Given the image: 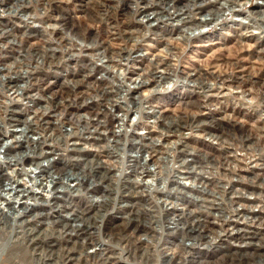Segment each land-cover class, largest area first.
Segmentation results:
<instances>
[{"label": "built area", "instance_id": "built-area-1", "mask_svg": "<svg viewBox=\"0 0 264 264\" xmlns=\"http://www.w3.org/2000/svg\"><path fill=\"white\" fill-rule=\"evenodd\" d=\"M92 1L81 0L77 3L72 0H57L58 11L52 10L49 13L51 17L48 16L42 21L29 18L28 21H25L26 24L22 20L8 23L6 17L9 15H7L3 28L12 29L15 36L0 40V66L13 64L14 59L18 58L19 54H22L31 44H43L40 36L43 29H49L53 25H58L60 28L64 25V22L65 24H74L83 33L96 32L99 38L110 36L112 38L110 42L115 45L113 47L127 45L131 48L134 56L127 66L125 63L109 60L107 57L100 59L98 56L88 55L92 52L86 51H82L76 60H64L51 67L46 65V67H42L40 58L34 56L30 57H34L32 60L25 58L30 60L31 63H39L37 65L49 72L47 76L30 80V83L33 84L30 90L37 92L32 101L22 99L14 89H2L0 85L2 90L0 104L12 102L14 105L10 106V109L19 119H27L29 122L35 123L41 121L40 113L43 110L40 105L44 104L42 97L52 90L67 89L68 86L65 84L70 80H77L78 82L85 80L88 82L75 91L77 95L84 93L87 99L84 102L74 99L70 101L69 105H67L68 103L62 105V108L68 109L72 116L74 114L88 115L87 120H94L96 124H76L78 132H75L71 129L67 119L63 120L58 112H56V116L47 117L46 119L52 121L58 122L61 120L60 122H63L62 130L64 128L66 132H73V134L70 137L63 138L59 131H54L57 133V139L47 138L51 152L48 153V159L44 164L49 175L54 176L74 173L82 177L87 169L89 170L93 166H97L96 171L89 175V180L86 182L78 179V183L76 181H66L64 183L56 177L55 185L52 183L53 186L57 185L56 188L52 189L55 196L53 200L66 201L69 197H73L72 208L75 207L76 212L81 210L82 207L92 208L90 203H95L94 201L105 206L100 211L104 216L98 222V230L95 231L96 235L94 237L97 238L98 245L94 249L102 251L105 255L111 254L113 264H164L161 260L162 251H164L162 249L163 242L170 248H174L178 242L192 248V244L189 245L192 242L191 239L184 238L183 240L180 233L173 232V230H177L175 228L181 226L182 220L190 211L197 213L199 209L209 212L202 211L206 216L207 225L214 231L223 234L224 237L221 241L216 242L214 246L203 242L196 243L193 248L197 251L193 253L192 250L190 251L192 253L191 259L201 257L202 261H212L222 254L235 251L239 248L238 245L241 244L240 238L225 234L230 233V228L236 230L237 226H240L238 233L245 236L247 228L251 224H259L264 221V211L262 210L264 209V202L258 199L234 197V206L252 207L254 208L253 212H260V214L253 216V214H250L251 211L242 209L246 218L241 217L239 218L240 221H231L236 223V226L233 227L227 224L224 227L225 231L216 218L222 215L231 218L235 216L230 215L227 210L205 209L204 205L208 203L205 199L215 198L209 194L210 190L216 191V196H221L222 193L220 189L216 188L215 184L227 182H230L229 185H231L228 191L224 193L227 200L232 199L231 194L235 190L245 191L246 194L252 193L251 197L259 195L261 188L257 185H249L245 181L264 186V121L260 119L261 116L259 120L262 125L257 128V133H252L256 142L254 147L258 148L257 152L263 154L261 159H255L254 156L250 161L243 160L238 155V158L243 161H237L228 157L235 170L220 169L212 174L209 172L204 174L192 173V176L196 178L195 183H192L191 179L182 178H177L180 182L170 180V182L161 183L157 182L150 173V169L153 170L155 167L145 163L144 159L148 157L149 150L147 149L151 141L150 137L155 141V137L159 136L161 120L168 121L170 117L157 120L154 116H150L148 111H162L167 116L172 113L182 115L193 112L197 113L195 120L198 124L204 122L214 124V122L219 121L222 126H226L227 121L235 119L232 118L233 114L246 115L244 109L262 112L259 110L258 103L262 99L258 96L257 87L255 85L246 87L243 83L239 84V81L237 83L240 78H236L234 81L225 78L224 80H218V83L209 84L208 88H201L200 85L189 81L186 77L188 73H193L196 70L204 74L218 70L233 74L239 72L243 75L244 72L241 73V69L230 71L222 69L219 64L215 66L208 63L202 66L196 61L198 60V47L212 46L228 39H233L235 42L250 41L252 51L256 55L255 58L260 59L264 51V14H262V11H264L262 1L264 2V0H240L237 3L227 0H172L169 3H161L159 0H146L148 3L145 5L144 11L132 18V29L134 30L132 45H130V41L126 42L115 35L109 34L104 23L96 19L99 16L96 18L91 17L92 13L96 15V12L92 9ZM118 1H121V6H123V3L126 4V11L133 10L136 5L135 0ZM243 2L248 3L243 4ZM34 3L31 7L35 5ZM70 4L77 6L78 10L83 12L85 17L89 19L91 23L89 28H82L70 20L72 17L69 15L67 8ZM38 11L41 12L42 9H39L36 5L35 11H32L30 7L26 9L28 13ZM61 14L64 15L63 19H57ZM117 17L119 18L120 14ZM205 20L209 21L208 25H203ZM24 30L28 31L30 35H23ZM184 36H191V38L186 40ZM55 45L57 43L53 44V46ZM1 55L5 57H1ZM155 62H158L159 65L169 66L174 71L170 70L171 81L168 84H161L157 79H152L149 84L138 90V94L130 98L134 101L143 96L145 102L142 107L143 111L137 110L139 108H135L130 103L128 98L130 95L119 91L122 93V97H119L111 91L112 88L114 91L119 90V84L132 86L134 81L139 80L144 71L157 67L154 65ZM90 65L95 66L91 71L89 70ZM164 65L160 66L159 70ZM2 73L4 74L6 71L1 70L0 75ZM124 75L125 77H123ZM209 78L206 80L212 81V78ZM255 79H258V76ZM184 82H190V85H185ZM19 83L20 86L26 85L25 81ZM228 83L233 86L227 87L226 84ZM46 84L49 85L48 89L44 88ZM221 84H223L221 89H217V86H221ZM102 88L110 90L109 97L101 94L99 90ZM223 93L228 95L222 96ZM203 94H207V96L205 104L201 107L182 103L187 98L190 100H203ZM233 100H236L238 105L231 107L230 104L235 103ZM119 104H121V107H119ZM228 109H233V114L227 113L226 110ZM238 110L242 112H238ZM4 111L5 107L0 105V121L5 117ZM203 112H208V114ZM94 114L96 115L94 116ZM118 116L119 120L116 121ZM55 117L56 119H54ZM215 118L217 119L214 120ZM236 121L238 122V120ZM42 125L46 127L48 124L42 123ZM85 126L86 129L83 128ZM20 128L21 124L9 127L12 132H18ZM224 129V127L210 126L208 131L220 135L219 133ZM43 133L41 129H37L36 134H31L32 140L41 138ZM7 138L10 139L11 137ZM169 139L176 140V137H170ZM166 141L164 139L162 142L165 143ZM219 141V138L211 137L204 131L192 129L188 132L183 144L189 145V149L194 148V153H185L182 156L194 155V159L189 161L188 167L195 166L196 170L206 169L204 165L210 159H213L214 156L222 157L223 153L220 150ZM10 144L12 146L10 152L19 149L14 147L16 142L11 141ZM183 146L179 145V147ZM156 147L157 149H163V152L166 149L159 142H157ZM168 154H171L170 151ZM158 155L163 156L164 154L159 152ZM0 162H2L1 156ZM179 163L180 160L171 161L168 166L179 168ZM236 166H239V169ZM178 170V173H181L180 169ZM248 173L252 175L248 176ZM223 174L233 179L230 181L222 179ZM20 183L29 184V178L20 179ZM76 183L82 185V187L79 189L72 188ZM50 186L42 184L40 191H37V196L46 198L49 188L52 187ZM43 188L45 189L43 190ZM46 189H49L48 193ZM261 193L264 195V192ZM262 198L264 199V197ZM170 203H174L176 206L172 208ZM39 207L42 208L43 205ZM171 208L176 211L175 215H173ZM95 209H90L89 213H95ZM69 211L70 209H61L60 217L65 219V214L68 215ZM159 215H163L165 218L175 217L177 225L170 223L167 230L164 231ZM36 224L41 228L46 227L44 222H36ZM118 224H123L122 230H115L113 234L110 233L109 229ZM263 228L259 229L260 232L263 231ZM260 236V234H256V239L258 240ZM58 244H64V241L58 242ZM257 247L256 251L259 254L264 252V248L260 244ZM85 250L90 252V248H85ZM144 250L149 256L148 262L145 261V258H142ZM190 264H197V262L193 261Z\"/></svg>", "mask_w": 264, "mask_h": 264}, {"label": "bare ground", "instance_id": "bare-ground-1", "mask_svg": "<svg viewBox=\"0 0 264 264\" xmlns=\"http://www.w3.org/2000/svg\"><path fill=\"white\" fill-rule=\"evenodd\" d=\"M1 1L2 3L4 2V0ZM112 1L117 4H120L121 2L118 0ZM159 1L161 3H169V1L172 0ZM227 1L237 3L240 0ZM147 3L148 2L146 0H135V8L129 11L130 17L134 18L136 14L142 13ZM247 3L248 2H243V4ZM262 3L264 4L263 1ZM16 10H18V7L16 8ZM24 12L25 11L19 12L18 10L15 12L16 14H14V16H17L19 18H23L24 16L31 17V14H26ZM262 14H264V11H262ZM39 17L41 16L37 14L32 15V18L34 19H40ZM129 19L126 24H119L114 21L111 23H107V32L111 35L117 36V38H121L123 41H130V45H132V41L134 40L132 34L134 33V30L132 29V19ZM208 23L209 21L205 20L203 22V25H208ZM195 26L197 28V24ZM76 27H72L71 24H65L64 22V25L60 28L58 25H53L50 26L51 29H43V32L40 34L43 44H31V46L25 49L22 54H19L18 58L14 59L15 61L13 62V64L0 66V71H6V73H2L0 75V85L2 89H14V91L18 92L22 99L32 101L37 92H33L30 90L31 85H33L32 83H30V80H37L40 77L47 76V74L49 73L48 70H45L42 67H51L63 62L64 60H76L81 55L82 51L92 52V54L88 55H95L100 59H102L103 57H107V59L109 60H114L119 63H125L126 66L134 58L131 52V48L127 45L118 46L116 44L117 46L113 47L115 45L110 42V40L112 39L110 38V36L102 39L98 38L96 35H92V37L85 36L84 34L80 33V30ZM63 31L65 33H63ZM23 32L24 34H29V32L26 30H24ZM4 34L9 35V33L6 32ZM190 38L191 36H184V39L186 40ZM54 43H57V45L53 46ZM31 56L40 58V64L42 67L40 65H37L39 63H31L30 60L34 58H30ZM1 57L5 56L1 55ZM25 58H30V60H26ZM162 65L164 64L159 65V63L157 62V67L149 68L147 69V71H144V75L140 77L138 81H134V84L132 86L127 84H119V90L114 91L112 88L111 91L113 93L115 92L119 97H122V93H120L119 91H123L126 95H130V97H128L130 103L134 105L135 108L138 107L139 109L137 110L143 111L142 107L145 103L143 96L138 97V99L134 101L130 98H133L135 94H138V90L141 87L149 84L152 79H157V81L161 84H168L171 81L170 70L174 71V69H171L169 66L164 65L163 68L159 70V67ZM94 68V65H90L89 70L91 71ZM158 72L160 73L158 74ZM214 72L215 71L207 72V75L212 78V81H203L204 79H207L209 77L204 75V78L202 76V72H199V70H196L193 73H188L186 78L189 81H193L196 84L200 85L201 88H208L209 84L218 83V80H224L223 77L218 75L219 73L217 74ZM123 77H125V75ZM20 81H25L26 85L20 86ZM85 83L87 84L88 82H86L85 80H81V82H78L77 80H70V82H67L65 84L68 86L67 89L63 90L61 88L55 91L52 90L47 95L42 97L44 104L40 105L43 110L40 113L41 121H36L35 123H31L27 119H19L17 115L12 112V109H10V106L14 105L12 104V102L7 104H0L5 107V117L0 121V156L2 157V162H0V222L8 223L13 236L16 235L15 239L19 238V235L16 233L18 232L16 228H24V231H26L27 235L30 236V240L33 239L34 236L42 233L40 232L35 235V233L38 231L36 222L46 223V227L48 230L47 232H44L45 235L40 242V248L55 244L54 240L58 242L66 241L69 246L63 247V249H67L66 253L63 256V260L65 261L63 262V264H68L74 260H76V264L82 262H84V264H113V256L111 254L105 255L102 251L94 249L98 245V240L96 237H94V235H96L95 231L98 230V222L104 216V214L100 211L101 208H105V206L97 201H94L95 203H90V207L92 208L88 209L82 207L81 210L76 212L77 209L75 207L72 208V202L74 201L73 197H69L66 201L53 200L55 199V196L53 195L52 189L57 187V185L53 186L57 181L55 179L56 177H58L64 183H66V181H76L78 183V179H81L82 182H86L87 180H89V175L93 174L96 171L97 166H93L89 170L87 169V172L82 175V177H80L79 174H60L59 171V176L49 175L44 164V162L48 159V153L51 152V148L48 146L47 138L52 140L57 139V133L54 131H59V134L63 138L70 137L73 134V132H66L64 128L62 130L63 122H60L61 120L58 122L52 121L46 119L47 117L56 116V112H58L62 116L63 120L67 119V122L71 126V129L75 132H78L76 129V124H96V121L94 120H87V118L89 117L88 115L74 114L72 116V113L68 111V109L62 108V105L66 103H68L67 105H69L70 101H73L74 99H79L80 102H84L87 99L84 93H79L78 95H80V97H78L77 93L75 92L77 88L82 87V85ZM189 83L190 82H184L185 85H190ZM222 86L223 84H221V86L218 85L217 89H221ZM44 88L48 89L49 85L46 84V87ZM99 91L105 97L110 96V90L102 88ZM0 94H2L1 89ZM203 95L204 99L200 101V107L205 104V98L207 94ZM221 95L226 96L228 94L223 93ZM186 100H188V98ZM120 105L121 104H119V107H121ZM196 105L198 106L199 104ZM148 113H150V116H154L155 118H157V120L170 117L168 121L161 120L159 136L155 137V141L152 137H150L151 141L148 144L149 146L147 149L149 150L148 157H145L144 159L145 163H149V165L155 167L156 170H151L150 168L149 169L151 175L157 182L167 183L170 182V180L178 182L179 180H177V178H182L187 180L191 179V182L195 183L196 178L192 176V173L204 174L205 172H209L210 174H212L213 172H218V170L220 169L235 170L234 166L232 168V164L228 157H231V159H237L238 155L242 156L243 153H238L236 150L231 151L230 144L225 143L228 138H222L221 135L210 133V131H208V128L210 126H213V124H206L207 122L198 124L195 120L196 117L187 119L183 115H176L175 113H172L169 116H167V114L162 111L159 112L149 110ZM205 113L208 114V112H204V114ZM95 115L96 114H94V116ZM54 119H56V117ZM216 119L217 118H215V120ZM117 120H119V116L116 118V121ZM42 123H46L48 125L44 127ZM17 124H21V128L18 132H12L9 127L17 126ZM215 124L218 125V123ZM83 128L86 129V126ZM37 129H41L44 133L41 135V138L32 140L33 138H31V134H36ZM192 129L196 131H204L207 135L220 139V150L223 155L222 157L214 156L213 159H210L204 165L206 169L196 170L195 166H192L191 168L188 167L189 161H192L194 159V155L182 157L185 153H194V148L189 149V145L183 144L185 142V137ZM7 137L11 138L8 139ZM170 137H176V140H170ZM164 139L167 140L165 142L166 144L162 142ZM9 141L16 142V145H14V147H18L19 149L14 152H10L12 146ZM157 142L166 147L164 152H166L167 154L163 152V149H157ZM179 145L184 146L179 147ZM169 151L171 154H168ZM159 152L163 153L164 155H158ZM216 159H219V161H214ZM176 160H180L179 168L168 166L169 162ZM236 167L237 169H239L238 166ZM178 169H180L181 173H178ZM25 177L29 178V184L20 183V179H25ZM224 177H226L225 174H223V177L221 178L226 179L227 181L233 179L228 175L226 178ZM77 183L76 185L72 186V188L75 189L76 187V189H79L82 187V185H77ZM181 183L186 184L185 182ZM229 183L230 182L224 184L216 183L215 186L216 188L220 189L222 195L216 196V191L210 190L209 194L213 195L215 198L205 199V201H207L208 203L204 205L205 209L207 210H227L230 215L235 216L231 218L230 216L222 215L221 217L216 218V220L220 222L219 224L223 229L227 224L235 227L236 223H232L231 221H240L239 218L241 217L246 218L242 209L251 211L250 214H253V216L260 214V212H253L254 208L252 207L243 205L234 206V197L258 199L260 201H263L261 193L262 191H260L259 195L251 197L250 195L252 193L246 194L245 191L241 190H235V192H232V199L227 200L224 196V193L228 191V188H230L231 185H229ZM42 184L44 186H52H50V190L46 189L47 193L49 190L46 198L37 196V191H40V189L42 188ZM249 185H257L258 187L262 186H259L255 183ZM44 189L45 188H43V190ZM157 189L158 188L156 187V190ZM40 205H43V207L40 208ZM170 205L172 208L176 206V204L174 203H170ZM93 208H96L94 210L95 213L90 214L89 210ZM61 209H70L68 215L65 214V219H62L60 217ZM262 210L264 211V209ZM202 211H205V213H209L206 210L202 209H199V212L197 213L190 211V213L187 214V216H185L182 220L181 226L175 228L177 230H173V232H179L183 240L184 238L191 239L192 242L189 243V245L192 244V248H189L188 246H186V244H182L181 242H178L174 248H170L163 242L162 249H164V251H162L163 255L161 260L164 262V264H190L193 261L197 262V264H249V262H252V264H264V252L259 254V252L256 251L259 244L264 248V228L262 232H260L259 230L260 228L264 227V221L260 222L259 224H251V226L247 228V234L245 236L238 233L240 226H237L236 230L230 228V233H227L225 235L240 238L239 241H241V244L240 246L238 245L239 248H237L235 251L225 253L223 254L224 256L221 255L220 257L222 258L220 260H218L220 257L212 261H202L201 257H192V260L190 256L193 252L197 251L193 248L196 243L199 244L200 242H203L214 246L216 245V242L221 241L224 237L223 234L214 231L207 225V220L205 219L206 216ZM175 212L176 211L172 210L173 215H175ZM159 218L164 231L167 230L170 223H175V225H177L175 217L165 218L163 215H159ZM31 220L32 223L29 226L28 224L26 226L24 225L26 221L29 222ZM122 226L123 224L113 226L110 229V233L113 234L115 230H122ZM224 230L226 231V229ZM256 234L261 235L259 237L260 240L256 239ZM86 241L89 242V244H85ZM78 242L84 243L82 245L84 247L81 246V248L78 250V255H74L75 250H73V248L77 245ZM85 248H90V252L86 251ZM191 250L192 253L190 252ZM53 253L54 252L49 253L48 256L51 258V255ZM142 258H145V261L148 262L149 256L146 250L143 251Z\"/></svg>", "mask_w": 264, "mask_h": 264}, {"label": "rangeland", "instance_id": "rangeland-1", "mask_svg": "<svg viewBox=\"0 0 264 264\" xmlns=\"http://www.w3.org/2000/svg\"><path fill=\"white\" fill-rule=\"evenodd\" d=\"M72 1L79 3L78 1H81V0H72ZM56 2L57 0L55 1L54 0H4V2L2 3V1L0 0V32H1L0 40L4 38L6 39L11 38V35L14 34L12 29L3 28L6 18L8 20V23L18 22L19 20H22L24 23H26L25 21H28L29 18H32L33 14H37L41 16L39 18L42 21L44 18L49 16V13L52 10L58 11V4ZM92 2H93L92 9L94 12H96V15L92 13L91 17L96 18L97 16H99L96 19H99L101 23H104V25L106 26V29L108 26L107 23H111L114 21L119 24H122V23L126 24L129 18L130 19L133 18V17L132 18L130 17L129 11L126 12L125 10L126 4L125 5L123 4V6H121L119 3L118 4L114 3L112 0H93ZM32 3H34L39 9H42V11L41 12L38 11L36 13L26 12V9L28 7H30L32 11H35V5L31 7ZM17 7H18L19 12L25 11L24 13L31 14V17L24 16L23 18L18 17L19 18L18 19L17 16H14V14H16L15 12L18 11L16 10ZM67 8H68L69 15L72 17L70 19L71 21L75 22L82 28L90 27L91 23L89 19L85 17L83 12H80L78 10L77 6L70 4L68 5ZM118 14H120L119 18L117 17ZM10 16H13V17H10ZM63 16L64 15L61 14V17L58 16L57 19H63ZM49 17H51V15ZM35 23H38V22H35ZM29 24H31V22H29ZM71 25L72 27L75 26L74 24H71ZM5 32L9 33V35H5L4 34ZM63 33L65 32L63 31ZM80 33L84 34L85 36H89V37H92V35H96L99 38L96 32L94 33L84 32L83 33L82 31H80ZM23 35L29 36L30 34H24L23 32ZM14 36L15 34L12 35V37ZM197 49H198V52H197L198 60L196 61L198 64H201L202 66L208 63L214 64L215 66L219 64L220 67H222V69H227L230 71H235V70L237 71L241 69V73L244 72L243 75H241L239 72L237 74L235 73L233 74V73H226L224 71L221 72L218 70H215L214 73H217V74L219 73L218 75L223 77L224 79L227 78L233 81L236 78H240L237 80V83L239 81V84L243 83V85H245L246 87H250L249 85L251 86L255 85L257 87L258 96L262 99V101L258 103L260 106L259 110L262 112L244 109L243 111L246 115H242V114L235 115L232 112L233 109H228L226 110V112L233 114L235 117L232 116V118H235V119L227 121V123L225 124L226 126H222L221 123L218 121L214 122L213 126L215 125V127L225 128L224 130H221L219 134L221 135L222 138L223 137H226V139L228 138V140L225 139L226 140L225 143L230 144L231 151L236 150L238 153L239 152L243 153V155L240 156L243 160L250 161L253 159L254 156L256 159H261L263 154L260 152H255L257 151L258 148L254 147L256 145V142L254 141L255 136L252 135V133L253 134L257 133L258 131L257 128L259 127V125H262L261 121L259 120L260 116H261L260 119L264 121V112H263L264 111V100H263L264 99V92H263L264 91L263 90L264 89V51L262 52V57L260 59H256L255 58L256 55L252 51V45L250 41H242V42L236 41L235 42L233 39L224 40V41H221L220 43H216L208 47H198ZM155 63L157 64V62ZM155 63L154 65H156ZM202 74L201 75L204 78H205L204 75L207 76V74H204V73ZM143 75H144V72L142 76ZM256 76H258V79H255ZM205 80L206 79H204L203 81ZM226 86L232 87L233 85L232 84L230 85L228 83L226 84ZM186 101H183L182 103L186 105H191V106H197L196 104H199L197 107H200V101L202 100H196L197 101L196 102L195 100L188 99ZM233 101H235V103L230 104L231 107L238 105V102H236V100H233ZM238 112H242V111L238 110ZM196 114L197 113H193V112L188 114L187 112L182 115L187 119H192L193 117H197ZM236 120H238V123ZM215 123H218V125H216ZM231 144L234 146H232ZM256 155L258 156L256 157ZM242 159L240 160L238 157L237 159L235 158V160L237 161H243ZM214 161H219V159H216ZM250 175L252 174L248 173V176ZM259 180L261 179L259 178ZM245 183L253 184L248 181H245ZM258 185L261 186L262 184H258ZM260 188H261V191L264 192V186L262 185ZM262 197H264L263 194H262ZM263 202H264V199H263ZM31 223H32V220L29 222L26 221L24 225L26 226L28 224L29 226ZM37 227H38V231L35 233V235L40 232L42 233L37 236H34V238L31 240H30V236H28L26 231H24V228L17 227L16 229L19 233L18 232L16 233L19 235L18 236L19 238L15 239L16 235L13 236V233L11 232V229L8 223L0 222V264H63V262H65L63 260V256L67 250V249H63V247L69 246V244L65 241H64V244H58V241L56 243V241L54 240L55 244L40 248V242L43 236L45 235L44 232H47L48 229L47 227L45 228L44 227L41 228L40 226H37ZM87 241L85 242V244H89V242ZM83 244L84 243L82 242L77 243V245L73 248V250H75L74 255H78V250L81 248ZM52 252L54 253L51 255L52 257L50 258L48 255L49 253H52ZM222 256L224 255L222 254ZM195 258H199V257H195ZM221 258L222 257H220L218 260H220ZM68 264H76V260ZM79 264H84V262L79 263ZM249 264H252V262H249Z\"/></svg>", "mask_w": 264, "mask_h": 264}]
</instances>
